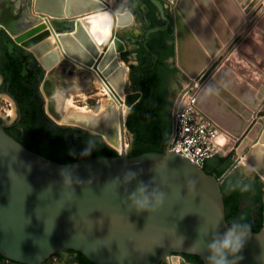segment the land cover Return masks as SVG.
<instances>
[{
  "label": "water",
  "instance_id": "1",
  "mask_svg": "<svg viewBox=\"0 0 264 264\" xmlns=\"http://www.w3.org/2000/svg\"><path fill=\"white\" fill-rule=\"evenodd\" d=\"M150 1L121 0V3L138 12L140 25L129 30V34L146 39L147 50H150L147 45L150 34L167 29L173 22L175 60L181 71L171 69L166 74L167 97L172 102L189 79L187 76L201 77L234 42L244 26L245 13L237 0H169L174 4L173 14L165 1ZM241 1L246 3V0ZM96 4L101 5L95 0H35L34 6L32 0H0V25L12 37L11 46L17 43L29 51L45 71L40 84L45 97L43 113L55 124L62 117L72 90L76 93L92 86L90 72L77 68L75 61L90 63L92 53L98 52L85 27V24L90 25L91 13L98 7ZM107 8L115 15L111 6ZM159 12L166 23L145 32L161 19ZM39 14L56 17L52 24L65 33L58 41L68 53L64 60L57 49L48 53L53 46L51 41L39 43L47 32L33 37L30 44H37L31 49L28 44L20 43L40 29L32 27L41 21ZM133 17L131 10L119 12L115 17L116 46L111 45L106 56L111 61L106 74L114 69L111 79L122 92L126 70L119 54L131 67L125 90L136 94V99L129 109L142 95L135 91L136 73L132 65L138 63V54L133 43L127 50V43L118 35V30L132 21L127 22L126 18ZM61 18L64 20H59ZM46 20L50 22L48 17ZM60 24L66 27L60 28ZM261 25L264 27V19ZM254 64L264 66V31L257 29L247 34L216 68L197 98V105L204 113L228 133L242 138L237 147L239 156L225 172L234 160V149L227 156L217 153L204 159V164L209 162L211 168L217 167L212 158L220 159L219 171L224 172L220 177L186 155L171 150L170 142L161 152L131 156L133 135L129 130V152L62 163L30 149L0 123L2 256L19 263L42 264L57 252L69 261L71 251H76L93 264H166L167 257L180 254L192 264L196 263L185 255H196L207 264V244L215 233L224 232L230 225L222 190L225 178L245 158L254 172L241 164L232 174L248 182H253L257 176L264 181V114L252 125L259 112L264 111V78ZM6 97L11 99L14 112L10 120L2 112L0 118L11 121L16 117V107L12 98ZM126 117H123V126L128 129ZM69 122L64 121V128L70 126ZM72 122H77V127L84 130L93 127L84 115H76ZM112 127V135L117 136V123ZM94 131L106 141L100 129L94 128ZM13 132L17 137H26L24 130ZM94 136L87 132V138L77 140L72 149L90 147ZM62 171L71 176L70 186L64 185ZM129 171L137 175L126 181L125 174ZM141 182L148 185L149 192L155 189L166 194L163 204L155 211L137 212L133 207L129 197ZM239 255L243 259L237 264H264V227L259 231L248 230Z\"/></svg>",
  "mask_w": 264,
  "mask_h": 264
},
{
  "label": "flooded vegetation",
  "instance_id": "2",
  "mask_svg": "<svg viewBox=\"0 0 264 264\" xmlns=\"http://www.w3.org/2000/svg\"><path fill=\"white\" fill-rule=\"evenodd\" d=\"M162 1L164 2V0ZM151 4L154 5L152 2ZM154 7L158 10L155 5ZM159 14L161 19L157 23L152 24V26L147 27L145 32L150 27L163 26L166 23L160 12ZM161 36H163V39ZM129 39L134 44L138 54V63H132L135 71L133 72L138 75L141 69H145L149 76L153 78V80H148L146 83H138L135 78V91L141 92L142 97L145 93V88L148 87L151 94L156 96L159 102L163 103L165 108L172 114L174 101L171 102L167 97L169 89L167 86L166 74L171 69L181 71L177 67L175 60L173 22L167 29L150 34L147 41V45L150 50H147L144 46L146 39H141L136 34H133V37H129ZM12 42V37L0 25V95H6L12 98L16 107L15 119L6 121L5 119L0 118V123H4L6 125V129L22 143L27 139L28 133L26 128L29 127L30 124L37 130V137L39 139L38 143L40 147H45V145L50 144L53 140L54 134H61V136L68 142L69 149H72V145L77 142V140L87 138V131L73 125L64 128V125H62L61 122H57L55 124L44 115L43 110L45 97L41 92L40 84L45 71L37 62L34 61L29 51L21 48L17 43L11 46ZM171 59L173 62L172 64L170 63ZM19 69L20 75L16 76ZM33 107H35L36 110L30 112V109ZM26 121L29 123L28 125ZM15 129L24 130L26 137H17L13 132ZM124 133H126V129L124 130ZM132 135L134 142L135 136L133 133ZM102 140L106 142L103 137ZM68 153V150L64 151L62 153V157H67ZM212 159L217 163L216 168H211L209 162H206L203 166L209 173L217 175L220 170V159L217 156ZM257 178L258 176L253 182H255ZM253 198L252 193H246L238 199V210L235 217L237 222L241 221L245 215H249L250 219L254 223L259 220L260 208L263 205L262 202L255 201ZM73 256L74 255L72 254L71 257L73 258ZM185 262L187 261L185 260Z\"/></svg>",
  "mask_w": 264,
  "mask_h": 264
},
{
  "label": "trees",
  "instance_id": "3",
  "mask_svg": "<svg viewBox=\"0 0 264 264\" xmlns=\"http://www.w3.org/2000/svg\"><path fill=\"white\" fill-rule=\"evenodd\" d=\"M124 57H126L125 53ZM17 75H20V69L16 73V76ZM135 78L138 83H146L148 80H153L145 69H141ZM146 88L144 95L131 107L126 117V126L135 136V140L129 152L131 156L150 151L161 152L172 137L171 113L165 108L163 103L159 102L156 96L151 94L150 89L148 87ZM34 110H36L35 107L30 109V112ZM26 123L27 125L29 124L27 121ZM26 129L28 135L23 144L48 158L55 159L62 163H69L89 157L116 156L119 154L116 149L104 142L99 135L93 137V143L88 148L77 150L69 149L68 142L61 134H54L50 144L45 145V147H40L36 128L29 124V127ZM8 132L12 134L10 131ZM85 149H90L89 155L82 154ZM66 150H68L69 153L67 157L63 158L62 153ZM70 150L73 154H70ZM217 176H221L220 171H218ZM222 190L224 193L226 216L229 224L237 222L235 217L238 210V199L246 193H252L253 199L262 202L263 205L260 208L259 220L254 223L249 215H245L239 222L247 224L248 230L251 231H259L264 227V181L260 177H258L255 182H248L233 174L228 175L222 183ZM71 252L74 256L69 260L70 263L93 264L83 254L76 251ZM185 256L188 260L196 264H204L201 258L196 255ZM6 260L7 259L0 253V264H4Z\"/></svg>",
  "mask_w": 264,
  "mask_h": 264
},
{
  "label": "bare ground",
  "instance_id": "4",
  "mask_svg": "<svg viewBox=\"0 0 264 264\" xmlns=\"http://www.w3.org/2000/svg\"><path fill=\"white\" fill-rule=\"evenodd\" d=\"M95 1L101 5L99 6L96 4V6H98V7L95 8V10H93L91 13V17L89 20L90 25L87 26L85 24V27L88 30V32L90 33V37L94 40V43H95L96 47L98 48V52H97V54L92 53V60L90 63H85V62H82V61H79L76 59H75L76 60L75 62L80 64L82 66V68H85L86 73H88V71L90 72L91 77H92V86L90 89L98 88V89L102 90V93L104 94V98L101 99L103 101L101 104L102 109H100L95 114L92 113L90 110H88L87 112H85V111L77 112L78 109L70 108L72 106V103H71L70 98H67V101H66L64 109H63L65 111V114L63 113L62 117L58 118V120H56V121L60 123V122L66 120L68 122L70 121L69 122L70 125L77 126L78 125L77 122L76 123L72 122V120L75 119L76 115H78V116L84 115V116H86V120H88L90 122V124H92V126H93L91 128L86 127V129L91 130V131H94V128L100 129L101 132L103 133L102 135L104 136L106 141L109 144L113 145L118 150H120L121 152H123V151L128 150V143L126 141V134L124 133V130L126 129V127L123 126V117L125 118V115L129 109L130 105L136 99V94L126 92V90H125L126 83H125V87H124V92H122L119 89V87L116 85V81L113 82L111 79V76L113 77V75L115 73L113 68L110 69V71L106 74V70L111 66V61L106 58L107 51L109 50L111 45L116 46L115 37L113 35V27H114L115 17L116 16L118 17L119 12L115 11L112 8L113 12H115V15H114L110 10H107L108 9L107 6L112 7V4L110 3L109 0H105V1L95 0ZM171 1L174 2V0H171ZM237 1H239V5L241 6L242 11H244V13H245L244 16L242 15L244 17V26L240 30V32L238 34V36H239L243 32V30L246 29V27L250 25V22L252 20H255V18L258 16V14L260 13V11L262 10V8L264 6V0H246V3H243L241 0H237ZM263 19H264V14L258 20V22L256 23V26H254V27L252 26L253 28L250 29L248 34L255 29L260 30V31H264V27L261 25V22ZM130 20H132V21L129 23V25L134 22V17L132 19L126 18L127 22H129ZM45 21L46 22H44V23H42V22L40 23V21H37L32 27L33 28L39 27L40 29L37 32H35L34 35L32 37H30V39L28 37L23 38V40L20 43L21 44L26 43V45L28 44V48L31 49L33 46H36L37 43L35 42V44H30V41H34L32 39L39 37L40 34L43 35L45 32H47L48 35L47 36L43 35L39 39L40 40L39 43H42V42H45L46 40H48V39H46L48 36H51L50 39L52 40V42H55L54 36H55L56 41L60 42V35L65 34V33H61V31L56 29L55 26L52 24L51 19H49L50 22H48L45 18ZM60 25H61L60 28L66 27V26H64V24H60ZM47 26H49V28H46ZM75 30L76 29L71 31L70 34H73L75 32ZM52 33L54 34V36ZM100 42H104V43L100 45ZM58 46L60 47V45H58ZM58 46H56L53 43V46L48 51V53L52 52L54 49L55 50L57 49V50H59V53H60V51H62L63 54L65 55V57H67L68 53H66L65 50H63V48H61V47L58 48ZM39 57H44V55H40ZM60 58H61V54H60ZM64 59L61 58V60H64ZM120 63L122 64L121 61H120ZM254 66H256L257 71L259 73H261L263 78H264V66H258L256 64H254ZM202 74H203V71L200 72L199 76H201ZM125 75H126L125 78L127 81V79H128L127 71H126ZM219 84H221V81H219ZM83 91H86V90H80L79 92H83ZM73 92H74V90H72L71 94ZM260 100H261V98H260ZM70 109H71V111H70ZM71 117H73V118H71ZM114 122L117 123L118 129H119V134H117V136H113L114 133H113V135L111 133V131H113L112 130L113 129L112 124H114ZM260 131H261V129L259 130V133H260ZM94 132H96V131H94ZM108 135H109V138H108ZM222 143H224V142H222ZM118 147H120V148H118ZM179 256H180V254L176 255V257H178L177 259H175L176 257H174V256H169L166 258V260L169 262V264H192L190 262H185L182 259V257L180 258Z\"/></svg>",
  "mask_w": 264,
  "mask_h": 264
},
{
  "label": "built area",
  "instance_id": "5",
  "mask_svg": "<svg viewBox=\"0 0 264 264\" xmlns=\"http://www.w3.org/2000/svg\"><path fill=\"white\" fill-rule=\"evenodd\" d=\"M208 72L199 78L187 76L189 79L178 92L172 107L173 130L170 149L186 155L201 166L204 165L206 157L224 151L220 134H228L197 105L198 95L208 81Z\"/></svg>",
  "mask_w": 264,
  "mask_h": 264
},
{
  "label": "rangeland",
  "instance_id": "6",
  "mask_svg": "<svg viewBox=\"0 0 264 264\" xmlns=\"http://www.w3.org/2000/svg\"><path fill=\"white\" fill-rule=\"evenodd\" d=\"M33 1L35 0H32V6H33ZM110 3L112 4V8L117 11V12H123V11H127V10H131L133 11L134 13V22L128 26H125V27H120L119 30H118V35L124 39L127 43V47H128V50L133 47V44L132 42L130 41L129 37H130V34H129V30H132L134 29L135 27L139 26L140 23H139V16H138V12L133 9L132 7H130L129 5H122L121 3V0H109ZM166 3H167V6L169 8V10L172 12L173 14V11H174V4L169 1V0H164ZM109 10V9H107ZM264 14V6L262 8V10L260 11V13L258 14V16L255 18V21L253 20V22L257 23L258 20L262 17V15ZM34 15H38V13H36L34 11ZM41 15V17H46L47 14H39ZM49 16V15H48ZM56 18V17H54ZM41 21H42V18H41ZM45 21V19L43 20ZM46 22V21H45ZM253 22L250 24V26L253 24ZM49 28V26H47ZM248 31V30H247ZM247 31H243L235 40L234 42L228 47V49L221 55V57L219 58V60L214 64L212 65V67L209 69V72H208V76L209 78L212 76L213 72L216 70V68L227 58V56L238 46V44L240 43V41L243 39L245 33ZM53 34V33H52ZM54 36V34H53ZM52 36V37H53ZM49 38V39H48ZM51 36H48L46 39L50 40L52 42V40L50 39ZM54 41L55 42H52L54 43L56 46H58V42L56 41L55 39V36H54ZM58 48H60L58 46ZM60 54H61V58L64 59L66 58L65 55L63 54L62 51H60ZM120 56V61L122 62V66H124V68L126 69L127 71V76L129 78V75L131 73V67L130 65L123 59L122 57V54H119ZM77 65V68H82V66L78 63H76ZM184 73V72H183ZM185 74V73H184ZM186 75V74H185ZM187 76V75H186ZM208 76L206 78H208ZM208 78V79H209ZM128 80V79H127ZM127 83V81H126ZM186 84V83H185ZM184 84V85H185ZM183 85V86H184ZM182 86V87H183ZM125 87V86H124ZM182 87L179 89V91L182 89ZM178 91V92H179ZM134 92V91H132ZM177 92V94H178ZM129 93V92H128ZM177 96V95H176ZM68 98H70L71 100V103H72V106L70 108H76L78 109L77 112L79 111H85L87 112L88 110H90L92 113H97L101 108V104H102V98H104V94L102 93V90L98 89V88H93V89H89V90H86V91H83V92H73ZM176 98V97H175ZM130 109H128L127 113L129 112ZM71 111V109H70ZM0 112H2L3 114L6 115V118L7 120H10L12 118V115H13V112H14V108L11 104V99H9L8 97L6 96H1L0 97ZM63 113L65 114V111L63 110ZM126 113V115H127ZM264 114V111H260L259 114H258V117L255 118L253 120V123L252 125L261 119V116ZM125 115V116H126ZM64 120V119H63ZM61 121V120H60ZM62 125L64 124V121L61 122ZM251 125V126H252ZM74 126V125H73ZM78 126V125H77ZM250 126V128H251ZM87 132H90L92 134H95V135H99L93 131H89V130H86ZM126 141L127 143L131 144V140H130V134L128 132V129H126ZM100 136V135H99ZM241 139L242 138H237L235 136H233L232 134H227V133H221L220 134V141L221 142H224V151L219 153L220 155L222 156H227L233 149H234V152L232 154V157H233V161L230 163V165L224 170V172L235 162V160L237 159V157L239 156V154L237 153V147L238 145L240 144L241 142ZM223 140V141H222ZM107 143V142H106ZM108 144V143H107ZM120 148V147H118ZM129 152V151H128ZM241 164H245L247 165L248 167L251 168V170L254 172V170L252 169V167L248 164V162L245 160V158L242 159V161L238 164V166H240ZM237 166V167H238ZM236 167V168H237ZM236 168L230 173V175L236 170ZM223 172V173H224ZM222 173V174H223ZM221 174V176H222ZM180 258L182 257V259L184 260L183 256H179ZM178 257H176L175 259H177ZM185 261V260H184ZM4 264H24V263H19V262H14V261H10V260H6L4 262ZM42 264H78V263H70L69 261H67L59 252L53 254L49 259H47L45 262H43ZM166 264H169V262L166 260Z\"/></svg>",
  "mask_w": 264,
  "mask_h": 264
},
{
  "label": "clouds",
  "instance_id": "7",
  "mask_svg": "<svg viewBox=\"0 0 264 264\" xmlns=\"http://www.w3.org/2000/svg\"><path fill=\"white\" fill-rule=\"evenodd\" d=\"M70 154H73L70 150ZM83 155H89L90 149H85ZM63 183L66 186L72 184V178L62 171ZM137 175L134 171L125 174V180L130 181ZM138 194V195H137ZM166 194L159 190L148 191V185L141 182L136 191L130 195L133 207L137 212H152L159 208ZM248 235V225L241 222H232L224 232L215 233L207 244L208 255L207 264H237L243 257L239 255L244 248Z\"/></svg>",
  "mask_w": 264,
  "mask_h": 264
},
{
  "label": "crops",
  "instance_id": "8",
  "mask_svg": "<svg viewBox=\"0 0 264 264\" xmlns=\"http://www.w3.org/2000/svg\"><path fill=\"white\" fill-rule=\"evenodd\" d=\"M33 6H34V1H33ZM46 17H48V18L51 19V20L54 18V17H50V16H48V15H47ZM46 17H44V18L41 17V18H42V21H40V23H41V22L44 23L45 21H43V20H44ZM59 20H63V18H61V19H59ZM254 21H255V20H254ZM252 22H253V20L250 22V24H251ZM252 26H253V27L256 26V23L253 22V24H252L251 26L249 25V26L246 27V29L243 30L244 32L248 30V31L245 33L244 37L248 34V32L250 31V29L253 28ZM46 28H48V27H46ZM244 37H243V38H244ZM48 39H49V38H48ZM229 175H230V174H229Z\"/></svg>",
  "mask_w": 264,
  "mask_h": 264
}]
</instances>
